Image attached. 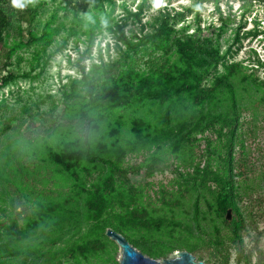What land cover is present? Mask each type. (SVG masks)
<instances>
[{
  "label": "trees",
  "instance_id": "trees-1",
  "mask_svg": "<svg viewBox=\"0 0 264 264\" xmlns=\"http://www.w3.org/2000/svg\"><path fill=\"white\" fill-rule=\"evenodd\" d=\"M150 1L157 0H139L134 10L121 4L125 17L116 19L113 16L116 0H29L28 7L23 10L13 7L11 12L10 1L0 0V89L16 85L19 80L39 78L50 60L73 40L77 76L66 75L59 91L66 124L78 129L75 135L69 134L74 135L72 139L61 140L55 148L43 141L41 147L47 153H40V149L37 152L46 156L55 169L75 179L78 190L85 193L81 205L76 204L75 208L83 209L81 221L74 208L66 206L74 219L69 225L64 224L63 209L57 211L62 208L61 203L35 201L20 227L15 221L4 225L0 229V264H23L26 257L41 260L53 252L71 258L74 264H90L88 256L95 249L91 240L107 227L120 231L137 248L144 239H137L129 226L144 224L145 219L135 215L136 207L129 209L132 204L127 201L123 212L106 211L117 195L112 185L113 173L124 172L120 163L128 153L151 152L152 159L158 150L180 155L191 150L198 134L205 136L207 154L202 166L196 162L193 167L194 184L203 187L213 184L209 193L215 216H223L229 207L236 212L237 191L231 159L239 120V93L232 79L235 72L241 71L239 82L243 80L261 88L264 79L245 71L249 67L264 68V62L255 59L254 65L249 66L234 61L237 49L232 48L242 39L263 32L254 26L241 32L243 23L236 29L232 44L221 52L211 37L187 32L188 25L176 27L186 14H199L198 2L179 9L159 7L150 20L143 21ZM252 1L264 2L249 0V5ZM49 4L53 5L49 15L43 22L37 21L39 12ZM249 5L241 15L250 11ZM59 11L63 14L59 15ZM217 11L223 29L228 18L218 6ZM128 21L137 27L126 33ZM105 33L112 37V46L105 43L104 53L98 47L95 60L86 64L84 60L92 58L96 38ZM156 55L159 62L153 63ZM52 103L44 112L22 105L21 114L29 118L43 113L51 115L58 107ZM6 107L8 104L1 100L0 118L5 116ZM123 117L127 118V129ZM10 118L13 120L11 115ZM206 132L215 135L214 145L204 135ZM32 142L28 140L31 147ZM100 163L108 166L103 179L87 187L77 181L78 168ZM154 165L155 161L147 165L146 174ZM198 201L196 197L194 224L198 223ZM68 219L71 220L69 215ZM233 227L241 229L236 220ZM235 234L238 236L237 231ZM184 247L193 253L198 249L189 242Z\"/></svg>",
  "mask_w": 264,
  "mask_h": 264
},
{
  "label": "rangeland",
  "instance_id": "rangeland-1",
  "mask_svg": "<svg viewBox=\"0 0 264 264\" xmlns=\"http://www.w3.org/2000/svg\"><path fill=\"white\" fill-rule=\"evenodd\" d=\"M137 2L139 0H116L113 16L116 19L125 17L121 4L124 3L134 10ZM193 3H197L199 14H186L177 24V28L188 25L187 32L195 31L201 36L211 37L223 52L234 41L239 25L244 23L241 32L254 26L263 33L255 37L248 36L239 44H235L232 49L237 51L232 60L249 66L254 65L255 59L264 62V2L252 1L249 5V0L150 1L142 20H150L159 7L179 9L182 5ZM9 5L11 12L13 6L11 3ZM248 5L250 11L241 15V11ZM52 6L49 4L45 10H41L37 21L43 22ZM217 6L222 15L228 18L223 29H220L223 24L218 19ZM58 14L62 15L63 11ZM136 27L128 21L125 31L128 33V29ZM107 42L112 46L113 39L110 34L98 36L92 48V58L85 59L84 62L88 64L95 60L98 47H101V52L104 53ZM80 48L83 46L80 45ZM19 52L27 55L23 50ZM76 57L73 40H69L67 47L50 60L39 78L19 80L16 85L0 89V101L4 99L8 104V107L4 108L5 116L0 118V229L12 221L20 227L26 220L25 217L30 215L35 201L61 203L62 208L57 211L63 209L65 212L62 211L61 216L65 217L64 224L69 225L74 219V215L68 213L66 206L68 209L74 208L78 220H83V209L75 208L76 204L81 205L85 193L78 190L74 184L75 179L55 169L46 156L40 155L47 153L44 147H41L43 141L47 140L51 147H54L61 140L72 139L78 129L77 126L72 129L70 123L66 124L59 91L61 84L66 81V75L77 76L74 63ZM152 62H159L157 55L152 58ZM23 68L28 69V66L23 65ZM245 72H252L259 79H264V68L249 67ZM235 73L232 81L239 93V120L231 164L233 185L237 191L236 212L233 207H229L225 209L223 216H215L209 193L213 184L208 183L205 187L194 184L193 167L196 162L202 166L207 154L205 136L199 134L191 150L180 155L158 150L157 154H154L155 157L153 156L155 159H152L151 152L128 153L120 163L124 172L113 173L112 185L117 195L111 199L106 211L123 212L124 203L127 201L132 204L129 209H132L133 205L136 207L135 215L143 217L145 221L144 224L140 222L129 226V230L134 232L133 235L135 234L137 239H144L137 249L146 256L161 260L176 250L189 251L184 247L185 242H189L198 247L197 252H189L204 264H264V85L259 88L243 80L239 82L242 73ZM52 101L58 107L51 115L43 113L29 118L21 114L22 105L29 106L33 111L44 112L53 105ZM10 115L13 120L9 119ZM110 118L112 117L107 119ZM123 119L124 129H127V118ZM57 126L58 130L46 137ZM204 135L210 139L212 145L216 143L213 133L206 132ZM28 140H33L32 147ZM38 149L40 153L37 152ZM153 161L154 167L146 174L147 165ZM77 171V181L87 187L103 179L108 174V166L104 163L94 166L85 164ZM207 186L211 188L208 189ZM196 197H199L198 223L194 224ZM228 209H231L230 219L226 218ZM234 220L240 223L241 229L236 230L233 227ZM105 231L91 240L95 249L88 256L90 264H120L119 246ZM47 256L41 260L26 257L27 259L22 261L23 264H74L71 258L58 255V252Z\"/></svg>",
  "mask_w": 264,
  "mask_h": 264
},
{
  "label": "water",
  "instance_id": "water-1",
  "mask_svg": "<svg viewBox=\"0 0 264 264\" xmlns=\"http://www.w3.org/2000/svg\"><path fill=\"white\" fill-rule=\"evenodd\" d=\"M230 212L231 209H228L226 215L227 219H230ZM105 234L119 246L120 264H204L203 261L196 260L195 255L187 250H176L167 258L157 260L144 255L130 244L121 232L107 227Z\"/></svg>",
  "mask_w": 264,
  "mask_h": 264
},
{
  "label": "clouds",
  "instance_id": "clouds-1",
  "mask_svg": "<svg viewBox=\"0 0 264 264\" xmlns=\"http://www.w3.org/2000/svg\"><path fill=\"white\" fill-rule=\"evenodd\" d=\"M10 3L14 8H17L19 10H23L30 5L29 0H19V2L18 0H10Z\"/></svg>",
  "mask_w": 264,
  "mask_h": 264
}]
</instances>
